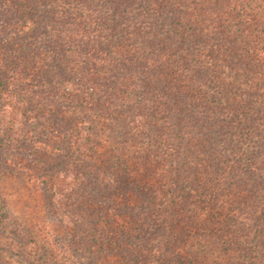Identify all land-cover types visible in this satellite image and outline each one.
<instances>
[{"label": "trees", "instance_id": "obj_1", "mask_svg": "<svg viewBox=\"0 0 264 264\" xmlns=\"http://www.w3.org/2000/svg\"><path fill=\"white\" fill-rule=\"evenodd\" d=\"M12 179L0 264H264V0H0Z\"/></svg>", "mask_w": 264, "mask_h": 264}, {"label": "rangeland", "instance_id": "obj_2", "mask_svg": "<svg viewBox=\"0 0 264 264\" xmlns=\"http://www.w3.org/2000/svg\"><path fill=\"white\" fill-rule=\"evenodd\" d=\"M7 15L10 18L8 12ZM11 18L13 19L12 16ZM0 190L4 195L2 199L7 197L5 203H8L10 210L15 212V217L25 223L24 226L33 236L38 234L40 237L44 234L53 238L59 236L60 226L49 215V205H46L23 181L12 179L8 182H0Z\"/></svg>", "mask_w": 264, "mask_h": 264}]
</instances>
